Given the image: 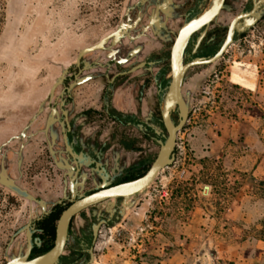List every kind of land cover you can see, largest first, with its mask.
Returning a JSON list of instances; mask_svg holds the SVG:
<instances>
[{
  "label": "rangeland",
  "instance_id": "374dc122",
  "mask_svg": "<svg viewBox=\"0 0 264 264\" xmlns=\"http://www.w3.org/2000/svg\"><path fill=\"white\" fill-rule=\"evenodd\" d=\"M131 1L4 0L2 138L23 128L79 47L109 32ZM234 65L252 89L231 80ZM184 90L190 115L173 163L103 229L94 264H264V20ZM31 212L0 187V264L23 244L22 235L7 241Z\"/></svg>",
  "mask_w": 264,
  "mask_h": 264
},
{
  "label": "flooded vegetation",
  "instance_id": "af4514ba",
  "mask_svg": "<svg viewBox=\"0 0 264 264\" xmlns=\"http://www.w3.org/2000/svg\"><path fill=\"white\" fill-rule=\"evenodd\" d=\"M211 2L132 0L109 32L79 47L73 61L52 80L23 128L7 138L0 136V173L35 199L42 200L48 211L44 214L38 203L0 184L11 195L33 207L26 221L8 238L7 246L20 235L24 238L14 255L20 249L26 250L25 230L12 240L11 237L29 218L32 233L28 259H34L53 247L57 221L73 202L147 172L157 156L159 142H164L168 136L162 108L172 76L171 47L181 26L206 11ZM255 7L254 16H247L248 20H253L248 26L244 25L243 18L238 19L243 29H234L230 44L217 61L186 69L180 90L188 114L183 127L175 132L172 163L179 133L190 115L191 98L184 90L186 82L200 69L220 61L238 39L256 30L264 20V0H223L219 11L190 34L183 49L184 64L194 58L208 59L217 53L231 22L239 15L249 14ZM121 24L126 26L118 41L111 45L109 39L104 49L83 54L76 64L80 49L95 44ZM63 69L66 72L62 83L49 97V90ZM117 94L121 99L124 94L128 97L132 110L118 109L115 105ZM169 116L177 126L181 119L177 104L171 108ZM71 186L74 197L70 194ZM140 192L130 195L127 202L133 201ZM122 201V196L109 197L73 214L62 250L51 264H94L98 240L103 229L112 227L122 216L119 214Z\"/></svg>",
  "mask_w": 264,
  "mask_h": 264
},
{
  "label": "water",
  "instance_id": "95a60500",
  "mask_svg": "<svg viewBox=\"0 0 264 264\" xmlns=\"http://www.w3.org/2000/svg\"><path fill=\"white\" fill-rule=\"evenodd\" d=\"M222 3H223V0H212L210 7L206 11H204L198 17H195L185 22L181 26L175 38V41L171 47L170 66H171L172 76H171L170 84L168 86V90L166 92L164 105L162 108V117L164 120L165 128L168 131V136L166 137L164 142H159L160 144L159 151L157 153L156 158L154 159L149 169L147 170V172L139 178L124 182L122 184L116 185L114 187H110L108 189L97 191L95 193H92L88 196L81 198L80 200L73 202L70 206H68L62 212V214L60 215L57 221L56 236H55V242H54L53 247L46 253L34 259H28L29 251L31 248V233H32V228H31L32 220L31 218H29L28 222L24 224L22 227H20L11 237V240H12V238L15 235L25 230L26 250L22 252L20 249L16 255H11L4 264H51L55 262L66 240L68 222H69L70 217L73 214H75L80 209L90 204L102 201L106 198H109V197L114 198V197L122 196L123 197V201H122L123 207L119 211V214L123 215L126 206L130 207L133 204L132 201L127 202L129 196L147 188L153 182V180L155 179L156 175L158 174L160 170L172 164V156H173L172 151L174 148L175 132L176 130L183 127L185 120L187 118V114H188V107H187L186 101H184L182 97V93L180 90L186 69L193 65L209 64V63H213L217 61L221 57L222 53L226 50L227 46L230 44L234 29H237V30L243 29V27H239L237 23L238 19L243 18L245 26H248L253 21V20L252 21L248 20L247 16L248 15L254 16L256 7L249 14L239 15L231 22L228 28V33L225 38V41L217 53H215L213 56H211L208 59L194 58L191 62L184 64L182 62L183 49L188 41L190 34L196 29H198L201 25L207 23L219 11ZM125 26L126 24H121V26H119L116 30L105 35L102 39H100L95 44L80 49L77 54L76 64L79 63L80 57L83 54L91 52V51H95V50L104 49L105 48L104 44L107 43L109 39H111L110 43L111 45H113L116 41H118L123 36V31L125 30ZM108 56H110V54H108ZM65 72H66V69H63L60 75L55 79L54 83L52 84L49 90V97H52L54 89L62 83ZM175 104L178 105L179 116L181 118L177 126H174L172 124V122L170 121V116H169V112ZM52 111L55 112V110H52ZM33 119L34 118H32V120ZM50 151L52 153L51 148H50ZM57 166L60 167L59 164H57ZM0 184L6 186L12 192L18 194L19 196L23 198H26L31 201H35L36 203L39 204L44 214L48 213V211H46V206L42 200L35 199L25 189H22L12 179L7 178L6 175L2 173H0ZM70 194H71V197H74L75 195L74 189L72 186L70 187ZM63 195L65 196V191ZM97 227L98 225L95 226V231Z\"/></svg>",
  "mask_w": 264,
  "mask_h": 264
},
{
  "label": "bare ground",
  "instance_id": "6f19581e",
  "mask_svg": "<svg viewBox=\"0 0 264 264\" xmlns=\"http://www.w3.org/2000/svg\"><path fill=\"white\" fill-rule=\"evenodd\" d=\"M236 64V63H235ZM234 70L231 73V80L234 83L240 84L247 88H253V82L250 81V77L244 75L237 65H234Z\"/></svg>",
  "mask_w": 264,
  "mask_h": 264
},
{
  "label": "crops",
  "instance_id": "0c3cea01",
  "mask_svg": "<svg viewBox=\"0 0 264 264\" xmlns=\"http://www.w3.org/2000/svg\"><path fill=\"white\" fill-rule=\"evenodd\" d=\"M123 95V94H122ZM128 97L124 94L122 99L119 96V94H117L116 97V103L115 105L118 107V109H120L121 111H129L132 110L130 107V102L127 101ZM87 132L89 131V128L86 130ZM158 262H160V264L162 263L161 261L158 260Z\"/></svg>",
  "mask_w": 264,
  "mask_h": 264
},
{
  "label": "trees",
  "instance_id": "16d2710c",
  "mask_svg": "<svg viewBox=\"0 0 264 264\" xmlns=\"http://www.w3.org/2000/svg\"><path fill=\"white\" fill-rule=\"evenodd\" d=\"M5 19V3L4 0H0V32Z\"/></svg>",
  "mask_w": 264,
  "mask_h": 264
},
{
  "label": "built area",
  "instance_id": "2783aa9c",
  "mask_svg": "<svg viewBox=\"0 0 264 264\" xmlns=\"http://www.w3.org/2000/svg\"><path fill=\"white\" fill-rule=\"evenodd\" d=\"M210 191V186L209 185H203L201 187V194L202 195H205V194H208Z\"/></svg>",
  "mask_w": 264,
  "mask_h": 264
}]
</instances>
